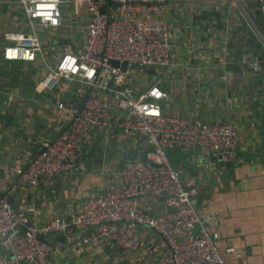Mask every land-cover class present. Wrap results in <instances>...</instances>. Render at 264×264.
<instances>
[{"label":"built area","instance_id":"built-area-1","mask_svg":"<svg viewBox=\"0 0 264 264\" xmlns=\"http://www.w3.org/2000/svg\"><path fill=\"white\" fill-rule=\"evenodd\" d=\"M11 1L24 8L31 30L5 32L3 59L41 60L48 71L39 86L66 91L77 83L81 99L76 109L73 101L56 97L55 107L67 113L61 133L43 141L37 154H26L15 174L31 204L47 178L85 169L81 154L93 148L97 131L107 137L117 129L123 135L140 136L146 152L125 160L119 181L46 224L16 212L7 188H1L0 264H49L78 229L87 231L82 236L84 244L106 240L129 253L139 249L143 235L154 236L163 248L160 264H227L226 255L234 249L229 246L222 251L217 245L218 214L197 207L199 184L195 178H183L169 153L203 149L217 161L230 163L240 134L229 121L164 111L169 95L161 83L165 68L171 65V30L164 16V3L169 0H109L112 5L75 0V6L84 8L82 38L65 43L56 64L48 61L37 25L54 35L64 25L62 5L67 0ZM257 9L264 14V0H257ZM164 197L166 207L154 212ZM51 231H61L65 242L59 237L52 244L43 240ZM73 251L80 254L83 248Z\"/></svg>","mask_w":264,"mask_h":264},{"label":"crops","instance_id":"crops-1","mask_svg":"<svg viewBox=\"0 0 264 264\" xmlns=\"http://www.w3.org/2000/svg\"><path fill=\"white\" fill-rule=\"evenodd\" d=\"M74 1L62 5L64 25L54 35L37 25L51 64L59 61L65 43L82 38L84 8ZM176 1L182 0H169L164 13L171 30V65L161 83L169 95L164 111L229 121L240 141L230 163L217 161L203 149H173L170 162L185 180L196 179L197 207L218 214L217 245L222 251L234 249L226 255L227 264H264V14L257 0ZM8 30L31 29L21 5L0 0V189L7 188L16 212L46 224L119 181L125 160L140 158L146 145L142 137L118 129L110 137L97 131L93 148L81 154L85 169L47 178L31 204L15 174L26 154H37L43 141L61 133L67 113L55 107L56 97L73 101L76 109L81 99L77 83L66 91L39 86L48 71L41 60H4ZM254 61L258 66H252ZM158 201L154 212L166 207L167 198ZM86 232L78 229L49 264H160L163 248L154 236L143 235L139 249L129 253L106 240L84 244ZM77 247L83 252L76 254Z\"/></svg>","mask_w":264,"mask_h":264},{"label":"water","instance_id":"water-1","mask_svg":"<svg viewBox=\"0 0 264 264\" xmlns=\"http://www.w3.org/2000/svg\"><path fill=\"white\" fill-rule=\"evenodd\" d=\"M102 2H103V3L108 2L109 5H112V4H113V3H112L111 1H109V0H102ZM183 2H186V0L176 1V3H183ZM167 4H168L167 2L164 3V5H167ZM115 64H118V62L116 61ZM126 66H127L126 63H124V64L122 65V67H123L124 69L126 68ZM134 67L136 68V66H134ZM62 235H63V234H62L61 231H58V232H56V231H51L46 237H43V240H45V241H47V242H49V243L52 244V241H51V240H53L55 237H59V239H60L62 242H65L66 239H65Z\"/></svg>","mask_w":264,"mask_h":264},{"label":"rangeland","instance_id":"rangeland-1","mask_svg":"<svg viewBox=\"0 0 264 264\" xmlns=\"http://www.w3.org/2000/svg\"><path fill=\"white\" fill-rule=\"evenodd\" d=\"M67 6H70V4L68 3V4H66Z\"/></svg>","mask_w":264,"mask_h":264}]
</instances>
